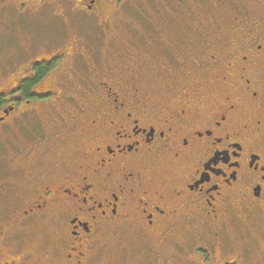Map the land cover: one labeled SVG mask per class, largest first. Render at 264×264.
I'll return each mask as SVG.
<instances>
[{
  "label": "flooded vegetation",
  "instance_id": "af4514ba",
  "mask_svg": "<svg viewBox=\"0 0 264 264\" xmlns=\"http://www.w3.org/2000/svg\"><path fill=\"white\" fill-rule=\"evenodd\" d=\"M3 1L0 264H264V0Z\"/></svg>",
  "mask_w": 264,
  "mask_h": 264
},
{
  "label": "rangeland",
  "instance_id": "374dc122",
  "mask_svg": "<svg viewBox=\"0 0 264 264\" xmlns=\"http://www.w3.org/2000/svg\"><path fill=\"white\" fill-rule=\"evenodd\" d=\"M159 3L160 1L158 0H128L124 6V10H126L127 15H123L122 12H119V16L122 20L117 18L115 24L118 27H116V29H119L120 26L124 25L123 21L126 20V22L130 24L141 25L143 16L146 14H154L159 6ZM50 9L51 6L49 4H44L38 12H34L30 10L29 7L17 8L6 1L0 0V65L2 63H6V65L3 66L6 67V73L12 66L9 64V62H12L10 58L15 57L17 54L20 55V53L17 52L18 49L8 48L9 44H13L15 42L12 33L8 41L3 37V35L5 34L7 37L9 30L12 32L13 30L25 29L28 27H32V29L36 31L42 29H52L49 22L53 19V17L48 16L50 14ZM35 15L38 16L32 17ZM40 18L47 20L48 23L39 22ZM3 77L4 76H2V78ZM2 78L0 79V82L4 80V78Z\"/></svg>",
  "mask_w": 264,
  "mask_h": 264
},
{
  "label": "snow or ice",
  "instance_id": "6c2138e0",
  "mask_svg": "<svg viewBox=\"0 0 264 264\" xmlns=\"http://www.w3.org/2000/svg\"><path fill=\"white\" fill-rule=\"evenodd\" d=\"M0 115H2V114H0Z\"/></svg>",
  "mask_w": 264,
  "mask_h": 264
}]
</instances>
